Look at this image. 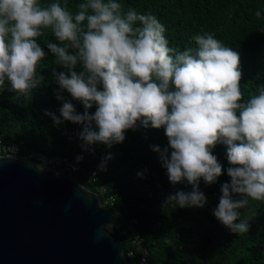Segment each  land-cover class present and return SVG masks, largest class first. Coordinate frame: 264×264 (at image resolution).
Masks as SVG:
<instances>
[{
  "label": "clouds",
  "instance_id": "1",
  "mask_svg": "<svg viewBox=\"0 0 264 264\" xmlns=\"http://www.w3.org/2000/svg\"><path fill=\"white\" fill-rule=\"evenodd\" d=\"M49 29L59 43L48 42L47 48L68 73L52 70L62 107L59 117L45 115L57 126L65 120L81 124L85 150L97 142L122 143L125 132L138 124L164 127L170 158L169 147L152 146L153 151L160 153L170 182L186 178L193 184L191 192L167 197L181 208L206 205L197 182L213 184L223 174L213 149L226 145L231 181L222 184L213 214L232 233L249 232L251 225L240 220L238 210L249 199L264 201V85L242 102L239 52L210 33L195 35L196 47L177 51L155 15L131 7L125 12L117 0H83L75 14L59 0L46 6L40 0H0V92L6 80L8 90L20 96L43 83L37 69L46 52L37 38ZM78 63L80 73L74 70ZM64 90L83 104V114L65 99ZM107 159L111 156L101 170Z\"/></svg>",
  "mask_w": 264,
  "mask_h": 264
},
{
  "label": "trees",
  "instance_id": "2",
  "mask_svg": "<svg viewBox=\"0 0 264 264\" xmlns=\"http://www.w3.org/2000/svg\"><path fill=\"white\" fill-rule=\"evenodd\" d=\"M52 2L57 0H40L41 6ZM59 2L66 3L68 10L75 14L83 0ZM117 2L124 6L125 12L131 7L140 14L150 12L155 15L166 28L169 46L177 51L196 47L193 37L197 34H213L225 46L239 52L242 102L258 95V86L264 85V0ZM258 11L260 16L256 15ZM48 42L59 43L50 29L37 38V43L46 52L37 69V76L42 75L44 81L31 95L20 96L9 91L11 84L5 81V89L0 92V138L23 142L25 150L19 153L20 156L68 158L82 165L87 176L97 172L96 186H87V176L82 183L98 193L102 202L117 191L118 197L111 207L118 213L115 231L124 243L126 253L135 252L131 259L133 264L143 257V249L148 250V264H264V201L249 199L248 205L238 210L240 220H247L251 225L249 232L243 234L232 233L213 214L222 195V184L231 181L227 175L231 166L226 155L227 146L218 144L213 149L223 174L213 184H206L203 178L197 182L207 201L203 208H181L175 202L167 201V197L178 191L191 192L193 184L186 178L175 184L170 182L160 153L153 151L152 146H159L161 151L169 147L164 127L144 128L138 124L135 129L125 132L122 143L109 147L97 142L85 150L78 135L83 130L81 124L65 120L57 126L45 115L47 111L59 117L62 107V102L55 96L59 85L52 70L68 73L55 63L54 54L47 48ZM74 70L80 73L83 67L78 63ZM62 95L74 105L78 114L84 113L80 101L74 100L66 90ZM95 109L93 105L88 111L93 114ZM171 151L169 147V158ZM78 156L83 159L77 161ZM109 156L106 170H101L99 165ZM99 189L106 192L101 194ZM132 221H136L135 230L143 238L141 248L132 245L129 230Z\"/></svg>",
  "mask_w": 264,
  "mask_h": 264
},
{
  "label": "water",
  "instance_id": "3",
  "mask_svg": "<svg viewBox=\"0 0 264 264\" xmlns=\"http://www.w3.org/2000/svg\"><path fill=\"white\" fill-rule=\"evenodd\" d=\"M117 218L76 176L0 155V264H133Z\"/></svg>",
  "mask_w": 264,
  "mask_h": 264
},
{
  "label": "built area",
  "instance_id": "4",
  "mask_svg": "<svg viewBox=\"0 0 264 264\" xmlns=\"http://www.w3.org/2000/svg\"><path fill=\"white\" fill-rule=\"evenodd\" d=\"M22 150H25V145L23 142L15 143V142H10V141H7L3 138H0V155H9V154L20 155L19 153ZM36 160H38L44 164H48V165H51L53 167H56V168L66 172V173L72 174V175L76 176L77 178L79 176L78 179L81 182H82V179H85V176H87V175H85V170L82 167V165H80L76 161L70 160L68 158L56 157V156H45L44 155V156H42ZM97 177H98L97 172H92V174L88 175L87 176V186H96ZM99 191L101 192V194L106 192L105 189H99ZM94 193H96V192H94ZM96 194L100 197V195L98 193H96ZM117 197H118V193H117V191H115V193L108 196L106 198L105 202H103V203L106 206H109L111 208V207H113ZM135 224H136V221H132L129 224L130 235L132 237V245L136 248H141L143 238L140 235V233H138L135 230V227H134ZM147 251L148 250H146V249L142 250L143 257L139 260V262L137 264H148V261H147L148 252ZM127 255L131 260L132 258H134L135 252L131 251Z\"/></svg>",
  "mask_w": 264,
  "mask_h": 264
}]
</instances>
